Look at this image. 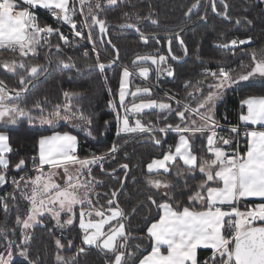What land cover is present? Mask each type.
<instances>
[{
  "label": "snow or ice",
  "instance_id": "snow-or-ice-1",
  "mask_svg": "<svg viewBox=\"0 0 264 264\" xmlns=\"http://www.w3.org/2000/svg\"><path fill=\"white\" fill-rule=\"evenodd\" d=\"M80 5L86 4L87 0H79ZM118 0H107L108 5H116ZM200 4V0H195L188 13H191ZM213 10H216L215 0H211ZM227 7L225 11L219 13L227 17ZM36 8H43L58 21L70 25L75 37L93 40L92 32L87 36L82 30H77V23L74 16L77 12L75 5L70 6V0H0V49H7L11 52H18L20 57H28L29 54H37V46L41 45L43 40L45 45L52 47L48 37L53 33L59 35V39L68 44L66 37L59 28H53L51 25H41L34 11ZM95 8H101L98 2ZM83 14V8L80 9ZM127 15V13H125ZM90 18L91 23H88ZM240 21L237 20V23ZM155 23V22H154ZM250 24L251 21H248ZM84 24L91 29L98 26L100 33H106V20L101 19L88 8V17ZM121 28H133L140 33V39L147 43L148 37L141 32L136 23L121 24ZM155 38L156 34H152ZM176 38L180 46L187 54V48L183 39H180L179 33ZM248 40L232 39L228 43L220 44L222 48H235L238 44H246ZM108 43H111L109 40ZM172 40H168V52H172ZM57 49L60 48L56 44ZM93 45V51H95ZM87 55V53H85ZM176 59L175 56L172 57ZM46 64L31 63L26 64L23 59L0 61V66L11 73H16L17 69H24L23 75L19 76L20 88L18 90L7 89L4 81L0 79V121L15 124L19 117H28L29 123L38 120L41 124L53 125L57 119L72 120L76 118V112L72 111V105L65 103L57 104L48 115H44V109L40 102L36 101L33 108L40 109L39 117H32L29 109L21 107L17 101L21 94L27 91V86L31 84L38 76L48 71V64L51 60L46 56ZM164 55H143L137 56L132 61L133 65L151 61L153 65L159 66L166 62ZM58 65L64 69L75 68L76 65L69 57L67 60L57 58ZM113 62L105 64L100 62L97 56L96 63L88 64V69L97 68L103 73ZM247 71L233 75L230 70L223 67L218 71H208L207 74L215 78L216 82L209 85V91L206 96H202L195 108L189 104L183 105V110H173L170 103L157 101L154 99L135 102L141 95H151V89L148 87L139 88L135 91H129V78L133 72L124 66L119 83V105L124 109V115L117 112V134L120 133H153L159 131L165 133L169 130L179 134V139L169 150L162 154L161 159H153L147 164L149 173L170 172L172 166H176L177 175L182 172H193L196 169L205 177L196 185V191L188 196V204H182L176 201L171 195V182L166 179L148 177V183L155 188H164L169 191L164 192L166 199L157 203L152 196L148 199L162 210L159 219L147 226V237L151 241V251L147 255L139 258V264H200L197 250L199 248L211 249V256L204 261V264H264V95H249L241 101L242 111L239 115V121L244 126V136L246 137V151H239V143L231 152L225 150L224 146H230L233 140L220 136L216 131L220 125L214 119L215 102L219 99L223 90L231 84L238 81L248 80L254 76L264 77V58H257L255 50L252 52L251 63L242 66ZM79 71V69H77ZM139 75L145 79L149 76V67H139ZM157 71H167L169 76L173 75V70L160 69ZM105 79H107L105 77ZM201 82H198V84ZM195 87V86H193ZM199 90L198 88L196 89ZM15 92L13 96L11 92ZM111 91V90H109ZM64 97L69 99L73 93L64 92ZM189 96L192 93H188ZM131 96L133 102L127 106L126 98ZM175 99V97H169ZM181 104L179 100L176 101ZM113 109L116 105L109 101ZM246 108V111L243 109ZM156 110L161 113L174 112L175 116L182 123L175 125L166 124L161 128H154L145 125L140 119L130 123L129 114H140L144 110ZM201 109H206L201 111ZM63 110L64 115H61ZM189 113L199 116L202 123L198 124L196 120L189 119ZM79 119L90 124L81 112ZM79 126V125H77ZM230 131L240 133L239 126H232ZM199 133L202 136L206 134V153L211 154V158L197 156L193 152L191 137ZM91 134V133H89ZM156 145L161 144V140L152 137ZM77 136L68 131H53L51 135H43L38 141V156L32 158L33 171L35 176L29 175L27 178L21 176L19 180L13 178L12 183L18 188L20 182L24 181L28 192L21 194L29 202L26 214L17 215L15 223L21 226L22 231H27L41 222L45 214L51 215L56 221L58 227L72 225L77 216L79 228L82 230V245L95 246L108 255L106 264H135L132 258L134 252L126 251L129 233L126 232L123 223L124 212L116 200L117 191L111 192V198L105 205H100L99 201H93V195L99 196L96 192V185L102 183L91 176L92 166L99 165L103 169V161L118 150V146L113 145L104 153L99 155L93 153L90 156L81 157L77 151ZM12 148L9 143V136L5 132H0V185L7 182V170L9 169V160L7 153ZM182 161L183 169L177 164ZM25 165V160L21 159L14 165L16 169H21ZM120 167L127 169L128 165L123 164ZM115 172V169L113 170ZM123 186V185H121ZM15 199L12 193L9 194ZM247 198H259L262 202L254 205H246L245 210L238 206L242 200ZM172 202H169V201ZM5 212L9 210V205L5 197H0ZM62 214L67 219L61 220ZM116 222L113 224V222ZM8 231L4 226H0V237L8 240ZM13 233L15 229L11 230ZM30 239L29 235L24 236L25 243ZM58 249H63L64 245L60 239L55 241ZM68 241V245H72ZM13 242L8 240V250L6 254L0 252V264H10L13 252L11 250ZM140 248V245L136 246ZM163 249V250H162ZM85 252V247L81 246L77 252L70 257H64L56 254L57 264H76V257ZM20 255L27 256V250H22ZM31 264H35L32 261Z\"/></svg>",
  "mask_w": 264,
  "mask_h": 264
},
{
  "label": "trees",
  "instance_id": "trees-1",
  "mask_svg": "<svg viewBox=\"0 0 264 264\" xmlns=\"http://www.w3.org/2000/svg\"><path fill=\"white\" fill-rule=\"evenodd\" d=\"M93 2L94 0L90 5ZM194 2L195 0H118L116 5L101 3V8L97 9L98 17L105 19L107 24L136 23L145 35L153 33L170 35L193 24L179 36L184 41L187 54L180 46L176 36L150 37L145 43L140 39V33L132 29L109 28V39L112 45L118 49L120 63L124 66L135 72L139 67H151L153 70L154 67L148 61L138 62L137 65H133L132 61L137 56L165 55L167 62L162 65H168L173 70L172 76L165 74L157 78L156 81H154V72H152L149 81L156 85L153 94L138 96L135 102L143 98H159L170 102L173 110H183L184 104L195 108L202 96L207 95L210 90L209 85L213 80L211 75L203 72L204 70L218 71L223 67L236 74L246 69L242 66L251 63L254 50L258 59L264 58L263 0H215L216 10L214 11L211 5L202 22L199 20L206 10L207 0H202L200 7L187 16L188 9ZM225 3L228 5L227 17L219 14L225 11ZM237 20L240 22L237 23ZM248 21L251 23L249 24ZM45 22L46 20L41 19V23ZM93 31L98 45L110 55L115 56L105 34L100 33L97 26H93ZM238 35L243 39H251L249 43L234 49L218 46L228 43ZM169 39L172 40L171 53L168 52ZM48 41L52 47L45 45L42 40L36 55L29 54L28 57L23 58L18 52L0 49V61L15 58L18 61L23 59L26 64H46L45 58L51 50L52 67L50 72L42 81L36 82L30 87L27 94L22 97L24 100L21 107L29 109L32 117H39L40 109L33 108L36 101H39L41 108L44 109L43 114L50 113L57 104L69 103L77 117L82 112L91 123H85V127H76V124L85 122L77 118L76 124L60 122L53 127H36L29 123L28 117H22L15 124H1L0 130L9 133L12 148L8 155L10 164L6 175L17 180L21 176L25 178L29 175L32 176L34 172L32 158L38 156L39 138L43 135H51L53 131H68L77 136L78 154L81 157L90 156L93 153L97 155L104 153L115 143L118 150L103 161V169L99 165L92 166L91 176L97 181H102L96 185V192L99 193V196L93 195L92 199L94 202L99 201L98 207L105 205L106 201L111 198V192L118 190L116 200L125 214L123 223L126 232L129 233L126 251L135 253L132 260L138 264L139 258L151 250V241L147 237V226L156 221L161 214V210L151 203L148 197L152 196L157 203H161L166 199L163 195L164 192L169 191L150 185L148 177L170 181L171 195L182 204H188V196L197 190V183L205 177L198 169L193 172L184 171L177 175L176 166H172L168 173H149L147 164L155 158L162 157V154L169 150L170 145L174 148L179 134L169 130L165 133L155 131L153 133H120L118 135L116 116L117 112H122L118 90L123 65L117 64L103 73L94 68L88 69L86 65H94L97 56H99L100 62L107 63L109 61L102 55H96L86 46L77 47L72 44L65 48L57 34L51 35ZM56 44L60 45L59 49L55 47ZM173 56L176 59H173ZM69 57L76 65L74 69H64L58 65L57 58L67 60ZM24 72V69H17L14 74L0 66V79L6 82L10 88L18 89L20 88L19 76ZM198 82L201 83L198 84ZM145 85L147 84L137 75L133 74L130 77V87ZM64 92L75 95L66 99L63 95ZM190 92L191 96L188 95ZM232 94L238 95L240 100L249 95H264V81H249L227 89L223 99L216 106L215 120L228 123L239 122L238 105L237 101L233 100ZM169 97H175V99H169ZM177 100L181 102L180 105L176 103ZM109 101L115 103V109L110 106ZM132 102L133 98L129 96L126 100L127 106ZM132 117L140 119L145 125L156 129L164 127L166 124L182 123L174 112L161 113L159 110L133 114ZM189 119L197 121L198 116L189 113ZM153 136L161 140L160 145L155 144ZM190 139L193 144V152L198 157L211 158V154L206 153V134L202 136L197 133ZM245 150L246 147L242 149L243 152ZM21 159L25 160V165L21 169H16L14 165ZM123 164H127L128 168L120 167ZM177 164L181 169L184 168L180 161H177ZM114 169L115 172H113ZM23 186L24 181L20 182L19 188L15 184L10 186L9 192L14 195L15 199L9 196V210L7 212L0 210V226L9 229L8 240L13 242L11 246L13 257L10 264H31L32 261H35V264H57L55 256L58 252L64 257H70L81 246L85 247V252L76 257V264H106L108 255L104 251L95 246L82 245L78 207L74 223L66 230L58 227L56 221L49 214H45L40 223L35 224L29 231H22L21 226L15 223V219L18 214L21 216L26 214L29 207V202L21 194ZM241 205L246 206L247 203ZM12 229H15L14 233L11 231ZM25 235L30 236L26 243ZM56 239L61 240L64 245L63 249L57 248ZM8 240L0 237V252L6 254ZM69 240L73 242L71 246L68 245ZM137 245H140V248H137ZM22 250H27V256L20 255ZM210 255L211 250L200 249L198 251L200 264H204V260ZM129 264H132V261H129Z\"/></svg>",
  "mask_w": 264,
  "mask_h": 264
},
{
  "label": "built area",
  "instance_id": "built-area-1",
  "mask_svg": "<svg viewBox=\"0 0 264 264\" xmlns=\"http://www.w3.org/2000/svg\"><path fill=\"white\" fill-rule=\"evenodd\" d=\"M91 1L92 0H87L86 4L83 5V6H81L79 0H74L70 4V6L74 4L75 7L77 8V12H76V14L74 16V20L77 23V30H82L84 32V34H85V37L87 36V33L89 31H91L92 32V36H93V40H88L86 38H83L82 39V38H79V37H75L74 32L71 30L70 25H68L66 23H62V22L56 20L48 12V10L34 9V11H35V13H36V15L38 17V21L40 23H41V19L46 20V22L44 24L41 23L42 26L43 25H51L53 28H59L60 32H62L66 37H68V41H69L68 44H65L63 41H61L62 44H63V46L65 48L66 47H70L72 44H75V46H77V47H79V46H86L87 49H90V50L93 51V45H95L96 50L93 51V52L96 55H102V56L107 57V52L104 51V49H102L98 45V43L96 41L95 34H94V31H93V27L91 29H89L84 24L85 18L88 17L87 8H88V5H90ZM81 8H83V14H81V12H80V9ZM88 23L89 24L91 23L90 18H88ZM53 34H56V33H53ZM233 39H237L239 41L240 40V37L239 36H236ZM239 45L240 44H238L236 47H238ZM109 58H110L109 61H111V60L114 59V57H109ZM203 72L204 73H207L208 71L207 70H204ZM232 98H233V100H236L237 101V105H238V111L237 112H238V115H240L241 114V111H242V106H241V101L242 100H240L239 97H238V95H236V94H232ZM216 121L220 125V127L216 129V131L218 132V134L220 136H223L225 138H230V139L233 140V143L230 146L226 145V147L228 148V152H231L234 149H236L237 142H238L239 143V151L241 153H243L242 149L244 147H246V137L244 136V126L241 124V122L239 121L238 123H228V122H222V121H218V120H216ZM232 126H239L240 133H239L238 136H237V134L232 133L230 131V129H231ZM12 180H13V177L10 178V177L7 176V182H6V184L0 185V197H5L7 203H8L9 194H10L9 188L13 184L12 183ZM4 202L5 201H0V210L3 211V212H5L4 209H3V203ZM8 205H9V203H8ZM247 205H252V204L251 203H248ZM238 206L241 208L242 211L245 210V208L241 207V205H238ZM206 259H208V257Z\"/></svg>",
  "mask_w": 264,
  "mask_h": 264
},
{
  "label": "crops",
  "instance_id": "crops-1",
  "mask_svg": "<svg viewBox=\"0 0 264 264\" xmlns=\"http://www.w3.org/2000/svg\"><path fill=\"white\" fill-rule=\"evenodd\" d=\"M74 0H70V4L73 2ZM36 9H39V10H46V9H43V8H36ZM37 48H38V46H37ZM149 63H151V61H148ZM151 66L152 67H154L153 68V70H152V68L151 67H149V69H150V72H149V76L145 79L144 77H142V76H140L139 75V69L135 72V71H132L131 69V71L133 72V74L134 73H137V77L139 78V79H141L142 81H144L147 85H145V86H143V87H139V88H145V87H148V88H150L151 89V95L153 94V92H154V90H155V87H156V85L154 84V83H151L150 81H149V77L151 76V74H152V72H154V81H156L157 80V78H159L160 76H162V75H168L167 73H165V71H157V68H158V66L157 65H153L152 63H151ZM172 76V75H171ZM129 80H130V78H129ZM216 82V80H215V78H213V80H212V83H211V85L212 84H214ZM137 87H135V88H132V87H130V83H129V91H135V89H136ZM142 96V95H141ZM143 96H149V95H143ZM257 96H259V95H257ZM129 97V96H128ZM128 97L126 98V100L128 99ZM131 97V96H130ZM246 98V97H245ZM245 98H243V99H245ZM148 99H154V100H157V101H163V102H166V103H170V102H168V101H166V100H163V99H159V98H143V100H148ZM223 99V98H222ZM221 99V100H222ZM242 99V100H243ZM220 100V101H221ZM140 101V100H139ZM139 101H137V103H139ZM220 101H218V102H215V107H214V115H215V111H216V106H217V104L220 102ZM171 104V103H170ZM131 105H129V107H130ZM156 110H158V109H156ZM202 111H205L206 109H201ZM145 111H150V110H144L143 112H145ZM245 111H246V108H245ZM142 112V113H143ZM121 114V116H123L124 115V109L122 108V112L120 113ZM130 115V123H134V121L137 119V118H133L132 117V115L133 114H129ZM193 120H196V119H193ZM197 123L198 124H200V123H202V121H200V118H199V116H198V119H197ZM0 132H5L8 136H9V133L7 132V131H3V130H0ZM140 132H137L136 134H139ZM78 139V138H77ZM178 139H179V136H178V138H177V140H176V142L178 141ZM9 143H10V136H9ZM246 143H247V141H246ZM10 146H11V144H10ZM78 146H79V141H78ZM78 148V147H77ZM224 148H225V150L226 151H228V148L226 147V145L224 146ZM173 150H174V148H173ZM246 151V150H245ZM7 155V159L9 160V164H10V158H9V153H7L6 154ZM162 157H160V158H155V159H161ZM181 163H182V161H180ZM150 163V162H149ZM147 171H148V169H147ZM161 172H163L162 170H161ZM153 173H156V172H153ZM162 190H166V189H164V188H161ZM248 202L249 203H251L252 205H254V204H256V203H259V202H262L259 198H247L246 200H242L240 203H239V205H241L242 203H247L248 204ZM242 206V205H241ZM245 207V206H244ZM160 215H162V210H161V214ZM159 219V218H158ZM157 219V220H158ZM155 222V221H154ZM114 224L116 223L115 221L113 222ZM153 223V222H152ZM200 249H207V248H199L198 250H197V255H198V251L200 250ZM163 250V249H162ZM208 250H211V249H208ZM151 251V250H150ZM149 251V252H150ZM148 252V253H149ZM147 253V254H148ZM146 254V255H147ZM139 264V263H138Z\"/></svg>",
  "mask_w": 264,
  "mask_h": 264
},
{
  "label": "rangeland",
  "instance_id": "rangeland-1",
  "mask_svg": "<svg viewBox=\"0 0 264 264\" xmlns=\"http://www.w3.org/2000/svg\"><path fill=\"white\" fill-rule=\"evenodd\" d=\"M264 1V0H263ZM98 2V0H94V2L91 4V5H88V8L89 7H92L93 8V11L97 14V9L95 8V4ZM99 3L101 4V3H104V4H107V0H99ZM108 5V4H107ZM88 8H87V13H88ZM91 21V20H90ZM239 37H240V40H248V39H243L240 35H238ZM231 41V40H230ZM249 43V42H248ZM247 44V43H246ZM242 45H244V44H242ZM242 45H239L238 47H240V46H242ZM238 47H235V48H238ZM229 48H232V47H229ZM38 49V48H37ZM234 49V48H233ZM165 56V55H164ZM105 57V56H104ZM109 57H114V56H112V55H110L109 53H107V57H105V58H107L108 59V61L110 60V58ZM166 62H167V60H166ZM165 63V62H164ZM163 64V63H162ZM162 64H160L158 67L160 68V69H168V68H171L170 66H168V65H166L165 66V64L164 65H162ZM119 65H123V64H121L120 62H119ZM123 67H124V65H123ZM172 69V68H171ZM244 71H247V69H245ZM165 73H167V71H165ZM238 73H240V72H238ZM238 73H236V74H238ZM135 75H137V73H134ZM233 75H236V74H234V73H232ZM249 81H251V82H260V81H264V77H260V76H254V77H251V78H249L248 80H242V81H238L237 83H235V84H231L229 87H226L224 90H223V94H222V96L219 98V99H217L216 100V102H218V101H220L223 97H224V93H225V91L227 90V89H230V88H234V87H237L238 86V84H240V83H245V82H249ZM44 115H48V113L47 114H44ZM61 115L63 116L64 115V112H63V110L61 111ZM77 118H79V117H77L76 116V118H74V119H72V120H64V119H57L56 120V122L53 124V125H48V124H41V123H39V121L38 120H34V122H32V123H30L32 126H36V127H53V126H55V125H57L58 123H60V122H68V123H70V124H76V122H77ZM19 119V118H18ZM19 120H17V122H18ZM16 122V123H17ZM79 122V121H78ZM80 122H82V121H80ZM1 124H3V125H9V124H11V123H6L5 121H2V123ZM77 125H79V126H77ZM76 127H85V122H83V123H79V124H76ZM77 151H78V148H77ZM36 175V173L35 172H33V174H32V176H35ZM20 187V186H19ZM30 190V185H29V188H25V186H23L22 187V192H28ZM241 207H243V208H245L244 206H241ZM51 216V215H50ZM52 218V217H51ZM64 219H67V216L65 215V214H62V217H61V220L63 221ZM55 220V219H54ZM71 225H66L65 227H63L62 229L63 230H66L68 227H70ZM30 229H28L27 231H29Z\"/></svg>",
  "mask_w": 264,
  "mask_h": 264
},
{
  "label": "water",
  "instance_id": "water-1",
  "mask_svg": "<svg viewBox=\"0 0 264 264\" xmlns=\"http://www.w3.org/2000/svg\"><path fill=\"white\" fill-rule=\"evenodd\" d=\"M201 4H202V0H200V4H199V6H198L196 9H198V8L200 7ZM210 4H211V3H210V0H208V1H207V5H206V10H205V12H204L202 18L199 20V22H202V21L206 18V15H207V13H208V11H209V8H210ZM196 9H194L191 13H187V16H190V15H191ZM192 26H193V24L187 26L186 28H184L183 30H181V31H179V32H177V33H179V36H181V35L183 34V32L187 31V30H188L189 28H191ZM97 27H98V26H97ZM106 27H107V32L104 33V34H105V37H106L107 42L110 40V39H109V35H108V30H109L110 27H114V28H117V29H132V30L136 31V30L133 29V28H121L120 25L106 24ZM98 29H99V27H98ZM146 36H147L148 38L153 37L152 35H146ZM163 36H166V37H173V36H176V33H174V34H170V35L156 34L155 38L163 37ZM108 44H109V46L114 50V52H115V56H114V59L111 60V62H113V63L111 64L110 67H107L106 70H107V69H111V68H113L114 66H116V65L119 64V62H120V53H119L118 49L115 48V47L112 45V43H108ZM50 51H51V50H50ZM50 51L48 52L47 56H48V58L51 60V57H50ZM109 62H110V61H109ZM109 62H107V63H105V64H109ZM51 67H52V60H51V63L48 65V71L42 73V74H41L40 76H38V77H37V78H36L31 84H29V85L27 86V91L24 92V93H22V94H21V97H23V96H25V95L27 94V92L29 91L30 87H31L34 83L39 82V81H42V80L46 77V75L50 72ZM73 69H74V68H73ZM94 69H97V68H94ZM97 70H99V69H97ZM4 83H5V82H4ZM5 85H6L7 89H9V90H18V89H11V88H9L8 85H7L6 83H5ZM11 94L14 96V95H15V92L13 91V92H11Z\"/></svg>",
  "mask_w": 264,
  "mask_h": 264
},
{
  "label": "flooded vegetation",
  "instance_id": "flooded-vegetation-1",
  "mask_svg": "<svg viewBox=\"0 0 264 264\" xmlns=\"http://www.w3.org/2000/svg\"><path fill=\"white\" fill-rule=\"evenodd\" d=\"M208 1V0H207ZM210 3H211V0H210ZM207 5V4H206ZM210 6H211V4H210ZM210 9V8H209ZM6 83V82H5ZM7 84V83H6ZM8 85V84H7ZM9 87V86H8ZM10 88V87H9ZM11 89H13V88H11ZM24 100V98H20V100L19 101H17V103H19L20 104V106H21V103H22V101ZM22 117H19V119H21ZM19 119H17V120H19ZM1 123H2V121H0V125H1ZM9 125H12V124H9Z\"/></svg>",
  "mask_w": 264,
  "mask_h": 264
},
{
  "label": "bare ground",
  "instance_id": "bare-ground-1",
  "mask_svg": "<svg viewBox=\"0 0 264 264\" xmlns=\"http://www.w3.org/2000/svg\"><path fill=\"white\" fill-rule=\"evenodd\" d=\"M19 89V88H18Z\"/></svg>",
  "mask_w": 264,
  "mask_h": 264
}]
</instances>
